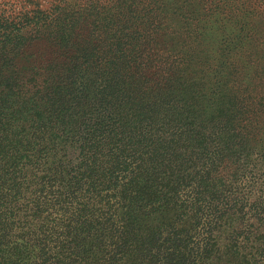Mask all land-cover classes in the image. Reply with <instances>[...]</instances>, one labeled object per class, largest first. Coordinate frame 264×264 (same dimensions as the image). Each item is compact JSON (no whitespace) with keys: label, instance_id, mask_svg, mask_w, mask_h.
Segmentation results:
<instances>
[{"label":"trees","instance_id":"16d2710c","mask_svg":"<svg viewBox=\"0 0 264 264\" xmlns=\"http://www.w3.org/2000/svg\"><path fill=\"white\" fill-rule=\"evenodd\" d=\"M20 2L0 4V264H264V0H183L175 35L164 0ZM212 16L250 21L220 65L196 42Z\"/></svg>","mask_w":264,"mask_h":264},{"label":"rangeland","instance_id":"374dc122","mask_svg":"<svg viewBox=\"0 0 264 264\" xmlns=\"http://www.w3.org/2000/svg\"><path fill=\"white\" fill-rule=\"evenodd\" d=\"M183 0H164V3L166 4V14L168 17V20L165 21L164 26L166 27L163 29V33L167 35H175L179 29L181 24L185 25H191L192 22H189L187 20H190L192 15H187L186 11L181 12L178 9L181 7ZM1 6H5L9 9H15L16 11L18 8L22 5L20 0H0ZM197 6H194L187 11L192 12L195 10ZM240 19L244 22V25L242 27H239V24L236 23V20L233 18H224L223 16H212L211 21L212 25L209 29L205 31V34L201 33V29H196L197 33L200 34L202 37L196 42L199 44L200 47L204 46L205 49L211 50L212 52H215L217 48L219 50L216 51V54L219 55L218 63L224 61L230 53L233 52V50L237 49L239 44L241 43V36H244L247 32V29H249V19L247 18H236ZM176 40V39H175ZM179 40V39H178ZM247 40L245 39V43ZM259 44H257V40L254 42V47H257ZM41 46L42 49L44 47L47 49L44 44H40L37 47ZM217 55L215 57L217 58ZM220 65V64H219ZM212 83V82H211ZM217 84H213V86L210 88L209 85L204 90L206 97L205 99H200L199 103L202 107V111L204 112L203 115H215L218 113V93H214V91L218 90L216 89ZM213 101V102H212ZM260 118L264 120V107L260 109ZM260 121L261 122H263ZM264 124H261L260 130H263ZM258 155H252L249 159V162L253 165L254 163L260 165V169H262V162H258ZM264 168V167H263ZM248 175H255V171H251V173H247Z\"/></svg>","mask_w":264,"mask_h":264}]
</instances>
